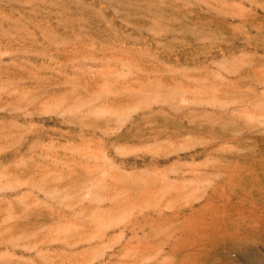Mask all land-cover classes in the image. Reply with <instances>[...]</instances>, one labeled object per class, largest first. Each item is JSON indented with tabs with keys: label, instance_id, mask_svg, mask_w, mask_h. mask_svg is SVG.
<instances>
[{
	"label": "rangeland",
	"instance_id": "374dc122",
	"mask_svg": "<svg viewBox=\"0 0 264 264\" xmlns=\"http://www.w3.org/2000/svg\"><path fill=\"white\" fill-rule=\"evenodd\" d=\"M0 264H264V0H0Z\"/></svg>",
	"mask_w": 264,
	"mask_h": 264
}]
</instances>
